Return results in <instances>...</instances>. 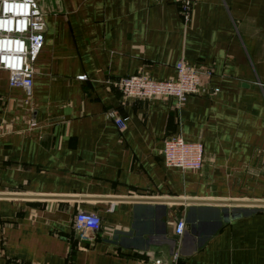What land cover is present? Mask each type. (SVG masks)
I'll use <instances>...</instances> for the list:
<instances>
[{
  "label": "crops",
  "instance_id": "crops-1",
  "mask_svg": "<svg viewBox=\"0 0 264 264\" xmlns=\"http://www.w3.org/2000/svg\"><path fill=\"white\" fill-rule=\"evenodd\" d=\"M34 1L29 92L0 70V264H264V0H201L187 22L170 0ZM180 61L200 75L184 102L122 98L119 78ZM170 136L202 144L199 170L164 164Z\"/></svg>",
  "mask_w": 264,
  "mask_h": 264
},
{
  "label": "built area",
  "instance_id": "built-area-1",
  "mask_svg": "<svg viewBox=\"0 0 264 264\" xmlns=\"http://www.w3.org/2000/svg\"><path fill=\"white\" fill-rule=\"evenodd\" d=\"M170 1L179 4L182 17L187 22L192 6L201 0ZM44 29L43 14L34 0H0V70L7 72L10 87H20L29 92L33 83V65L43 46ZM175 69L173 79L156 80L135 74L119 78L116 85L125 100L173 97L182 103L187 96L200 91V75L198 70L183 61L178 62ZM206 74L209 75L210 71ZM84 77L79 76L78 79ZM108 116L119 129L125 126L126 117L114 112H109ZM162 156L168 167L199 170L203 146L200 142H186L179 136H170L163 140ZM100 224L96 214L80 211L75 216L73 227L75 231H87L94 238ZM183 229L184 222L177 221L176 234H182Z\"/></svg>",
  "mask_w": 264,
  "mask_h": 264
},
{
  "label": "water",
  "instance_id": "water-1",
  "mask_svg": "<svg viewBox=\"0 0 264 264\" xmlns=\"http://www.w3.org/2000/svg\"><path fill=\"white\" fill-rule=\"evenodd\" d=\"M193 210H194V207H192V206H190L189 208L186 209V223H187L186 227L187 228L190 225L189 224L191 222L190 214H191V212H193ZM221 226H222V222L219 221L218 222V226H217V228L215 230L217 231Z\"/></svg>",
  "mask_w": 264,
  "mask_h": 264
}]
</instances>
